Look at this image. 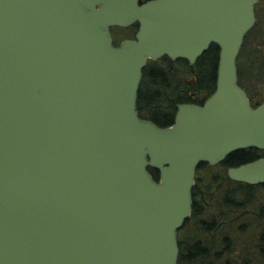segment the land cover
Returning a JSON list of instances; mask_svg holds the SVG:
<instances>
[{
	"label": "water",
	"instance_id": "obj_1",
	"mask_svg": "<svg viewBox=\"0 0 264 264\" xmlns=\"http://www.w3.org/2000/svg\"><path fill=\"white\" fill-rule=\"evenodd\" d=\"M258 2L0 0V264H179L198 166L264 151V103L238 73ZM135 24L115 46L111 28ZM213 44L205 102L142 118L149 60L193 66ZM227 175L264 185V156Z\"/></svg>",
	"mask_w": 264,
	"mask_h": 264
},
{
	"label": "trees",
	"instance_id": "obj_2",
	"mask_svg": "<svg viewBox=\"0 0 264 264\" xmlns=\"http://www.w3.org/2000/svg\"><path fill=\"white\" fill-rule=\"evenodd\" d=\"M239 60V84L247 91L252 105L258 106L264 102V54L260 53L257 62L253 60L245 67ZM218 61V47L204 53L193 66L186 60L172 61L168 57L150 61L144 69L139 90L140 116L160 126H169L174 122L178 104L202 105L216 88ZM263 155L264 151L258 149L239 150L217 166L208 163L198 166L193 215L180 230L187 228L193 220H199L194 224L198 238L192 241L179 237V264H252L248 259L252 251L257 252L264 264V185L234 182L227 175L228 168ZM219 169L223 172L218 173ZM202 170L203 177L200 176ZM150 171L159 178L158 170L150 168ZM208 176L218 185L236 186V190L230 192L233 198L229 195L220 202L215 191L205 187ZM251 229L254 230L253 244L249 245L247 241H241V236Z\"/></svg>",
	"mask_w": 264,
	"mask_h": 264
},
{
	"label": "rangeland",
	"instance_id": "obj_3",
	"mask_svg": "<svg viewBox=\"0 0 264 264\" xmlns=\"http://www.w3.org/2000/svg\"><path fill=\"white\" fill-rule=\"evenodd\" d=\"M255 13H256V19L258 21L257 27L251 30L247 34L241 54H240L241 57H240L239 62L241 66L243 67H245L246 63L250 65L251 61L253 60L257 62L258 55L260 53L261 55L262 53L264 54V0H261V3H259L256 6ZM113 33L115 36L119 38H124L125 36L132 35L134 33V28H130L126 31L120 30L119 28H116V29L113 28ZM217 172L222 173L223 170L219 169ZM203 173L204 171L202 170L200 172L201 177H203ZM206 181L207 182H206L205 187H207L208 189H213L215 193L217 194L220 202L224 201L226 197H228L229 195L233 198V195L230 192H232L233 190H236V186L230 185V184H227V185L224 184V186L222 184L218 185L212 182L213 180L209 176L206 178ZM246 191L248 190H245L243 192H246ZM237 199H241V198L238 197ZM198 222L199 220H195V221L193 220L187 228H185L183 231H179V234H178L179 237L190 239L192 241L196 240V238H198V235H197V230H196L197 228L195 227L194 224H197ZM253 231L254 230L251 229L243 233L241 236V241H247L249 245H252L253 244V237H252ZM221 236L222 235H220V237ZM218 241H220V243L222 244L221 239H219ZM254 252L255 251L249 252L250 254L248 256V259H250L252 264H261L260 256L257 254V252L256 253Z\"/></svg>",
	"mask_w": 264,
	"mask_h": 264
},
{
	"label": "flooded vegetation",
	"instance_id": "obj_4",
	"mask_svg": "<svg viewBox=\"0 0 264 264\" xmlns=\"http://www.w3.org/2000/svg\"><path fill=\"white\" fill-rule=\"evenodd\" d=\"M149 1H152V0H140V4H144V3L149 2ZM259 3H261V0L259 1ZM133 27H136V29L134 28V33L132 35L125 36L124 38H119V37L115 36L114 33H113V28H112L111 29V34H112V38H113V41H114V45L118 46L119 44H121L125 40H134V39H136V35H137V31H138V25L136 24V25H134L132 27H129V28H126V29H130V28H133ZM212 47H216L217 48L218 46L213 44V45H211L209 50H211Z\"/></svg>",
	"mask_w": 264,
	"mask_h": 264
}]
</instances>
